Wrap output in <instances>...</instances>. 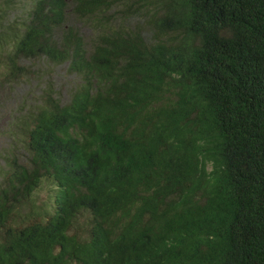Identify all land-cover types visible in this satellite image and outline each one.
Here are the masks:
<instances>
[{
	"label": "trees",
	"instance_id": "1",
	"mask_svg": "<svg viewBox=\"0 0 264 264\" xmlns=\"http://www.w3.org/2000/svg\"><path fill=\"white\" fill-rule=\"evenodd\" d=\"M23 14L0 26L8 80L38 60L78 82L28 112L21 161L0 169V264H264V0H26ZM43 178L53 211L22 224Z\"/></svg>",
	"mask_w": 264,
	"mask_h": 264
},
{
	"label": "rangeland",
	"instance_id": "2",
	"mask_svg": "<svg viewBox=\"0 0 264 264\" xmlns=\"http://www.w3.org/2000/svg\"><path fill=\"white\" fill-rule=\"evenodd\" d=\"M14 1L16 3L12 9L6 12L3 19H0L2 29L8 23L19 26L24 17L26 0ZM10 5V0H0V9H5ZM79 28L83 36L86 37L88 29L83 28L82 25ZM0 53L4 55L5 52L0 50ZM3 69L4 67L0 64V169L6 172L7 158H17L18 161H21L23 150L20 139L24 127L22 122L29 114L28 112L35 111L39 100L47 94L62 102H67L78 82V77L67 70L66 64L55 66L52 63L38 60L26 62L27 73L13 81L8 80V74ZM3 172L0 171V181ZM54 195L55 187L52 180L43 178L27 202L19 207L15 215L16 220L21 219L22 224H28L33 219L46 220V215L53 211ZM24 218L26 220H23ZM82 228H86L83 217L74 225L75 230Z\"/></svg>",
	"mask_w": 264,
	"mask_h": 264
}]
</instances>
